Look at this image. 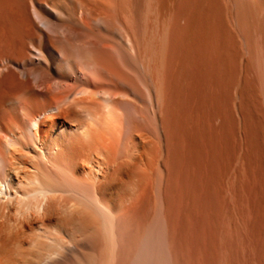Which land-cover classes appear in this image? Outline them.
Returning a JSON list of instances; mask_svg holds the SVG:
<instances>
[{"label":"bare ground","instance_id":"6f19581e","mask_svg":"<svg viewBox=\"0 0 264 264\" xmlns=\"http://www.w3.org/2000/svg\"><path fill=\"white\" fill-rule=\"evenodd\" d=\"M260 198L264 0H0V264H264Z\"/></svg>","mask_w":264,"mask_h":264},{"label":"rangeland","instance_id":"374dc122","mask_svg":"<svg viewBox=\"0 0 264 264\" xmlns=\"http://www.w3.org/2000/svg\"><path fill=\"white\" fill-rule=\"evenodd\" d=\"M264 198L262 199V198H260V199H257V201H258V206H259V210H260V216H261V225H262V227H264V212H262L263 210H264ZM263 201V202H262ZM260 204H261V206H260ZM263 207V208H262ZM262 217H263V219H262ZM262 220H263V222H262ZM264 228L262 229V236H263V239H264Z\"/></svg>","mask_w":264,"mask_h":264}]
</instances>
